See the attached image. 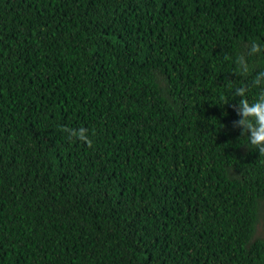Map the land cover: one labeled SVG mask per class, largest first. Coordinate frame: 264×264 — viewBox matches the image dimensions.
Returning <instances> with one entry per match:
<instances>
[{"label":"trees","instance_id":"1","mask_svg":"<svg viewBox=\"0 0 264 264\" xmlns=\"http://www.w3.org/2000/svg\"><path fill=\"white\" fill-rule=\"evenodd\" d=\"M261 70L264 0H0V264H264Z\"/></svg>","mask_w":264,"mask_h":264},{"label":"clouds","instance_id":"2","mask_svg":"<svg viewBox=\"0 0 264 264\" xmlns=\"http://www.w3.org/2000/svg\"><path fill=\"white\" fill-rule=\"evenodd\" d=\"M260 50L261 46L253 43L250 52L258 53ZM253 83L264 85V70L257 73ZM231 96L239 97L238 103L234 106L239 118L233 121V126L240 128L241 136H245L250 145L259 152H264V86L260 87L258 93L251 99H249L247 87L233 86ZM68 131L71 135L82 140L87 139L86 130L83 128L69 129Z\"/></svg>","mask_w":264,"mask_h":264},{"label":"rangeland","instance_id":"3","mask_svg":"<svg viewBox=\"0 0 264 264\" xmlns=\"http://www.w3.org/2000/svg\"><path fill=\"white\" fill-rule=\"evenodd\" d=\"M261 232V230L259 229V232L258 233H260Z\"/></svg>","mask_w":264,"mask_h":264}]
</instances>
